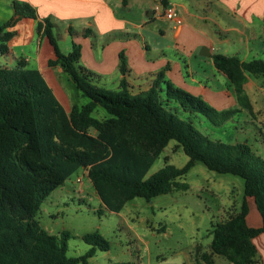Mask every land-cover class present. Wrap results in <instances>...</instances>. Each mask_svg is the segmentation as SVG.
Masks as SVG:
<instances>
[{"label": "trees", "instance_id": "obj_1", "mask_svg": "<svg viewBox=\"0 0 264 264\" xmlns=\"http://www.w3.org/2000/svg\"><path fill=\"white\" fill-rule=\"evenodd\" d=\"M12 6L14 19L0 22V51L5 53L16 35L11 28L24 18L34 19L37 32L49 39L55 52L49 65L61 66L89 102L75 104L68 111L42 73L28 68L27 61L14 68L0 66V264H91L98 251L111 248L107 239L91 233L84 236L91 246L87 252L70 257L71 234L52 236L36 219L42 203L78 170L87 171L102 204L120 213L136 197L151 201L173 190H188V184L180 180L199 162L210 171L245 181L241 210L212 225L210 252L198 246L199 259L215 264L218 255L231 264H260L253 239L264 233V158L248 142L231 145L209 139L168 107L174 103L188 113L202 114L215 126L239 111L217 110L202 97L170 83L163 98L165 71L158 73L146 92L132 94L125 81L119 90L99 87L94 74L80 65L79 44L70 53H62L50 18L40 20L36 9L25 2L12 1ZM121 61L125 73L122 54ZM213 62L233 85L237 104L254 114L244 86L248 74L264 76V60L214 55ZM98 108L107 117L94 116ZM172 141L184 150L189 162L182 167L166 164L147 177ZM248 198L254 200L262 217L261 228H250L247 223Z\"/></svg>", "mask_w": 264, "mask_h": 264}, {"label": "crops", "instance_id": "obj_2", "mask_svg": "<svg viewBox=\"0 0 264 264\" xmlns=\"http://www.w3.org/2000/svg\"><path fill=\"white\" fill-rule=\"evenodd\" d=\"M12 1L33 6L40 20H52L62 53H70L74 44H79L80 65L93 73L100 85L111 83L120 88L121 81H125L128 89L146 92L158 73L165 71L161 83L163 98L170 83L206 99L217 110H236L239 106L234 87L225 74L215 68L213 56H235L241 61L264 60V0H165L167 5L164 0H141L145 3L143 8L148 20L141 18L140 21L117 12L119 6L130 11L132 0H0V22L14 19ZM166 6L176 8L184 24L177 28L169 21L171 28L162 27L159 34L151 31L149 28L158 19L168 20L155 13L156 7L163 11ZM11 30L16 35L8 43V50L0 51V66L14 68L20 61H27V67L40 71L58 100L71 111L73 105H78V95L66 94L57 84L66 73L61 66L49 65L55 52L49 39L37 32V21L24 18ZM60 39L66 44L71 39V46L60 47ZM121 54L126 63L125 73L121 71ZM70 80L68 77L67 81ZM248 84L249 77L244 86L246 93ZM172 105L179 107L174 103L169 106ZM247 202L249 227L261 228L263 221L254 200L248 198ZM242 205L243 202L228 217L238 213ZM253 243L259 263L264 264V233L253 239ZM198 246L203 252H210V246L209 250H204L202 245H197L195 251L189 252L185 264H203L196 253ZM191 254L195 256L194 263H191ZM221 263L215 260V264Z\"/></svg>", "mask_w": 264, "mask_h": 264}, {"label": "rangeland", "instance_id": "obj_3", "mask_svg": "<svg viewBox=\"0 0 264 264\" xmlns=\"http://www.w3.org/2000/svg\"><path fill=\"white\" fill-rule=\"evenodd\" d=\"M131 3L130 11L117 7L119 15L137 21L141 18L148 20L143 8L145 3L141 0H132ZM199 10L204 14L202 9ZM155 22L149 29L158 34L160 28L172 27L169 20L158 19ZM60 42L62 48L72 43L71 39L67 44L61 39ZM68 77L65 74L57 84L66 94L77 93L76 103L79 106L88 103L89 99L77 90L73 81H67ZM248 77L247 93L252 97L254 114L238 105L236 110L239 112L233 118L221 126H215L202 114L188 113L174 105L168 108L182 119L191 121L209 139L231 145L248 142L253 152L264 158V76L250 74ZM97 85L108 90L120 89L111 83ZM129 90L132 94L140 93L139 89ZM204 100L213 107L209 101ZM107 114L103 108H98L93 115L105 118ZM188 162L189 157L184 150L172 141L155 161L147 177L166 164L182 167ZM180 181L187 183L189 189L173 190L151 201L136 197L120 213H116L102 204L88 173L80 169L42 203L36 219L52 236H60L63 232L71 234L67 252L70 257L82 256L91 247L84 240L88 234L99 233L107 239L111 248L107 252L98 251L90 259L91 264H185L189 252L195 251L197 245L209 250L212 225L228 217L235 207H241L245 181L238 176L210 171L201 162L196 163ZM191 257V263H194L195 256L191 254ZM214 260L229 264L222 256L216 255Z\"/></svg>", "mask_w": 264, "mask_h": 264}, {"label": "built area", "instance_id": "obj_4", "mask_svg": "<svg viewBox=\"0 0 264 264\" xmlns=\"http://www.w3.org/2000/svg\"><path fill=\"white\" fill-rule=\"evenodd\" d=\"M155 13L158 15H163L166 19L173 22L177 28L181 27L184 24V20L181 14L174 7L166 6L164 7L163 11H161L160 7H156ZM79 183H81L80 180Z\"/></svg>", "mask_w": 264, "mask_h": 264}]
</instances>
